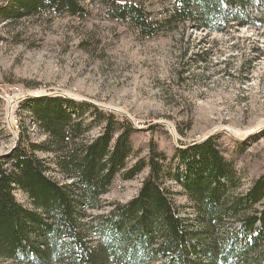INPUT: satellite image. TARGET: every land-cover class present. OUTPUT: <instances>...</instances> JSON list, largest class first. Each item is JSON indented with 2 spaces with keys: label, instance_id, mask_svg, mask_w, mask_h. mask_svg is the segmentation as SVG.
Listing matches in <instances>:
<instances>
[{
  "label": "trees",
  "instance_id": "1",
  "mask_svg": "<svg viewBox=\"0 0 264 264\" xmlns=\"http://www.w3.org/2000/svg\"><path fill=\"white\" fill-rule=\"evenodd\" d=\"M255 1L200 0L189 19L222 32L234 21L246 25ZM85 2H98L110 18L140 32L156 26L144 0H13L0 10V19L46 12L81 16ZM20 107L45 138L24 143L28 130L20 128L18 145L0 156V259L26 264H257L264 259V211L255 209L264 200V174L246 193L234 195L241 182L238 159L227 157L215 139L176 149L172 156L150 141L147 155L138 157V129L96 104L39 96ZM96 126L100 135L90 138ZM146 168L135 197L115 204L107 215L90 214L101 209V197L118 175L130 180ZM172 183L191 201L193 218L181 214ZM17 189L31 207L17 200Z\"/></svg>",
  "mask_w": 264,
  "mask_h": 264
},
{
  "label": "rangeland",
  "instance_id": "2",
  "mask_svg": "<svg viewBox=\"0 0 264 264\" xmlns=\"http://www.w3.org/2000/svg\"><path fill=\"white\" fill-rule=\"evenodd\" d=\"M12 1L0 0V10ZM144 2L156 22L149 33L110 18L98 2H85L81 16L46 12L0 19V87L39 93L32 97L87 101L127 118L138 129V157L147 155L150 141L172 156L176 149L213 138L227 149V157H237L241 182L234 195H243L264 174L263 2L248 6L246 25L234 21L222 32L189 19L200 0ZM23 98L15 119L10 101L0 98V156L18 145L20 128L28 130L24 143L45 138L21 109ZM100 132L96 126L89 137ZM147 175L148 168L130 180L118 175L101 197V209L90 214L107 215L115 204L135 197ZM170 185L181 214L193 218L189 198L179 185ZM15 196L31 207L22 190ZM255 209L264 211V200ZM0 264L26 263L0 259Z\"/></svg>",
  "mask_w": 264,
  "mask_h": 264
},
{
  "label": "built area",
  "instance_id": "3",
  "mask_svg": "<svg viewBox=\"0 0 264 264\" xmlns=\"http://www.w3.org/2000/svg\"><path fill=\"white\" fill-rule=\"evenodd\" d=\"M35 91L26 90L24 88L20 89L15 86H7V87H0V98L1 99H8L10 101V113L12 114V118H16V104L19 100L23 97H27L30 93ZM16 127V126H15ZM175 131V129L173 130Z\"/></svg>",
  "mask_w": 264,
  "mask_h": 264
},
{
  "label": "water",
  "instance_id": "4",
  "mask_svg": "<svg viewBox=\"0 0 264 264\" xmlns=\"http://www.w3.org/2000/svg\"><path fill=\"white\" fill-rule=\"evenodd\" d=\"M39 93H37L36 91L35 92H33V93H30L27 97H32V96H36V95H38ZM189 145H191V144H188L187 146H189Z\"/></svg>",
  "mask_w": 264,
  "mask_h": 264
},
{
  "label": "bare ground",
  "instance_id": "5",
  "mask_svg": "<svg viewBox=\"0 0 264 264\" xmlns=\"http://www.w3.org/2000/svg\"><path fill=\"white\" fill-rule=\"evenodd\" d=\"M25 98H27V97H24L22 100H24ZM18 104H20V103H18ZM17 127V126H16Z\"/></svg>",
  "mask_w": 264,
  "mask_h": 264
}]
</instances>
